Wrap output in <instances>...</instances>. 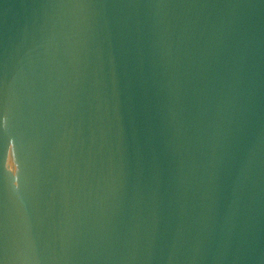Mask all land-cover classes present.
<instances>
[{"label":"water","instance_id":"95a60500","mask_svg":"<svg viewBox=\"0 0 264 264\" xmlns=\"http://www.w3.org/2000/svg\"><path fill=\"white\" fill-rule=\"evenodd\" d=\"M0 264H264V0H0Z\"/></svg>","mask_w":264,"mask_h":264}]
</instances>
